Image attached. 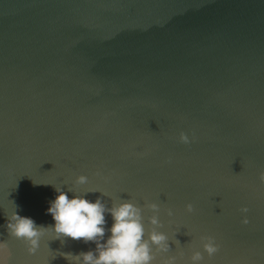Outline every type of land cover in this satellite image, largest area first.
I'll use <instances>...</instances> for the list:
<instances>
[{
    "label": "water",
    "instance_id": "obj_1",
    "mask_svg": "<svg viewBox=\"0 0 264 264\" xmlns=\"http://www.w3.org/2000/svg\"><path fill=\"white\" fill-rule=\"evenodd\" d=\"M181 131L190 143L179 142ZM261 172L264 0H0V242L9 264H74L63 254L95 249L48 231L30 255L8 234L15 211L54 225L55 187L107 207L130 200L142 208L145 238L157 215L170 251L153 264H192L193 251L200 264H264ZM80 175L87 183L76 184ZM204 236L219 245L211 258Z\"/></svg>",
    "mask_w": 264,
    "mask_h": 264
},
{
    "label": "clouds",
    "instance_id": "obj_2",
    "mask_svg": "<svg viewBox=\"0 0 264 264\" xmlns=\"http://www.w3.org/2000/svg\"><path fill=\"white\" fill-rule=\"evenodd\" d=\"M179 142L190 143L189 136L183 131L179 134ZM259 181L264 183V172L259 174ZM85 183L86 176L77 177L76 184ZM55 191L58 194L47 209V214L51 215L54 225L38 226L32 218L21 216L17 211L8 216L6 223L8 234L22 240L30 255L37 252L41 237L48 231L56 234L55 239L67 237L74 241L82 240L84 243L95 244L94 250L82 251L75 255L63 254L65 259L74 264H153L156 254L170 251L168 236L157 230L163 227L158 216L153 214L148 218L153 227L145 238L142 208L130 200L113 203L111 207H107L100 198L92 202L84 195L75 193L69 198L61 189L55 187ZM146 207L153 213L159 212L156 203H149ZM186 208L188 212L194 210L191 203L186 205ZM240 211L247 213L248 208L243 207ZM106 214H110L113 221L110 228H106ZM167 214L172 216V210L168 209ZM242 223H249L246 216ZM106 233L110 234L105 239ZM201 241L203 250L209 258L219 251V245L216 244L214 237L204 236L201 237ZM10 257L7 242H0V260L3 264H9ZM203 259L200 251H193L190 257L192 264H200ZM176 260V256H169L163 264H176Z\"/></svg>",
    "mask_w": 264,
    "mask_h": 264
}]
</instances>
